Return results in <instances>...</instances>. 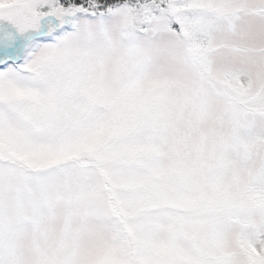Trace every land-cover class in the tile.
Here are the masks:
<instances>
[{
	"label": "snow or ice",
	"instance_id": "1",
	"mask_svg": "<svg viewBox=\"0 0 264 264\" xmlns=\"http://www.w3.org/2000/svg\"><path fill=\"white\" fill-rule=\"evenodd\" d=\"M0 264H264V0H0Z\"/></svg>",
	"mask_w": 264,
	"mask_h": 264
}]
</instances>
